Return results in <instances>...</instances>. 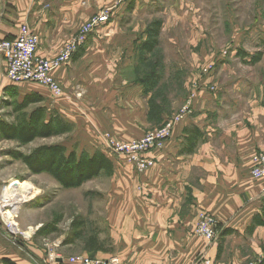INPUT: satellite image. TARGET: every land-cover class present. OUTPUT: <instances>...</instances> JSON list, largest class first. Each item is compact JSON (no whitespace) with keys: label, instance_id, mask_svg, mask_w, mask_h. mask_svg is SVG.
<instances>
[{"label":"crops","instance_id":"obj_1","mask_svg":"<svg viewBox=\"0 0 264 264\" xmlns=\"http://www.w3.org/2000/svg\"><path fill=\"white\" fill-rule=\"evenodd\" d=\"M105 6L106 0H0V42L14 39L22 26H28L39 39L36 56L53 59ZM116 8L118 11L122 5ZM112 22L98 26L71 61L53 71L63 91L60 98L51 97L40 85L8 83L0 55V100L20 102L28 94H38L44 99L40 106L46 103L51 113L73 125L71 133L60 137L73 139L80 151L103 152L104 131L121 140L141 137L148 97L141 95L140 83L127 60L122 63L124 53L132 54L126 49L134 39L116 34L121 30L119 22ZM201 57H194L195 68ZM210 60L204 58L205 63ZM195 68L188 80L200 86L193 114L175 126L161 149L147 153L149 168L137 173L122 164V159L108 157L113 162L117 190L107 198L105 226L115 252L110 256L98 252L94 258L112 256L120 264H203L201 257L212 264H259L263 259L264 226L252 227V221L256 215L263 217L264 180L253 179L250 171L253 155L264 152V91L255 96L257 101L247 103L250 114H235L240 105L234 93L240 91L241 84L225 80L228 83L220 85L223 69L202 77ZM223 75L232 77L236 72L231 69ZM211 83L217 87L215 93L208 91ZM91 85L102 91V101L89 92ZM77 86L83 89L81 97ZM48 99L53 100L47 105ZM0 121L10 123L2 115ZM193 136L197 145L187 153ZM4 162L0 158V196L10 179ZM24 209L32 214L29 219L23 218ZM42 210L22 206L18 225L24 230L52 222L54 217L47 218ZM200 212L220 225L219 239L212 243L195 233ZM7 217L11 219L12 214L8 212ZM16 239L0 220V264H77L70 259L86 252L75 250L72 243L58 247L45 238ZM50 253L57 257L55 262L48 260Z\"/></svg>","mask_w":264,"mask_h":264},{"label":"rangeland","instance_id":"obj_2","mask_svg":"<svg viewBox=\"0 0 264 264\" xmlns=\"http://www.w3.org/2000/svg\"><path fill=\"white\" fill-rule=\"evenodd\" d=\"M115 1L106 0V6L101 12L106 9H112V15L118 12V15L111 17L106 23L111 24L118 20V28L121 30L116 34L134 39L126 49L132 51L134 57L124 53L122 63L127 60L136 74V81L140 83L141 95L148 97L144 100L147 110L146 124L141 125L144 128L143 135L159 128L172 117L191 93H195L198 99L199 82L193 85L188 81L190 72L194 71V57L197 55L202 56L197 61L198 68H195L198 75L214 76L215 72L223 69L222 76H219L220 85L227 84L225 80L243 85L242 88L240 85V91L234 93L240 105L235 114H250L247 103L257 101L255 96L258 97L264 91V0H129L122 4L121 11H117L118 8L113 9L116 5L119 7ZM130 1L131 6L127 8ZM154 23H158V26H154L158 29L157 45L151 53L146 54L143 45L150 40L149 33ZM113 32L110 29L109 33L114 34ZM212 56L214 58L210 60ZM204 58L210 61L205 63ZM210 66H213V74L205 72ZM231 69L235 70L236 76L225 77L224 72L228 73ZM88 87L89 92L97 96L95 99L102 101V91H97L92 85ZM212 87L214 84L208 85V91L215 93L211 91ZM77 88V96L84 95L83 89L79 86ZM51 100L48 99L47 105L52 103ZM17 103L18 100L13 98L0 100V115L10 123L15 122L19 115L14 112ZM45 104L41 106L50 115L51 110ZM37 107L40 104L29 106L26 113ZM105 133L114 136L110 131H104L101 136ZM58 143H65L68 150L76 148L77 153L80 152L78 144L68 137L36 139L26 146H19L16 141H1L0 158L5 161V175L10 178L4 187L19 182L33 196L24 206L43 208L47 218L51 215L59 220L57 231L49 235H41V227H37V232L32 236L34 240L45 238L48 243L64 246L63 242L70 233L71 221L76 218L84 224L83 235L72 243L75 250L86 251L84 256L87 257L94 258L98 252L110 256L115 249L105 226V207L108 206V196L114 195L117 190L114 185L115 172L111 176L100 174L76 189H63L47 175L32 177L30 173L23 172L20 162H15L9 155L11 151L28 154L37 146ZM102 151L107 158L110 156L113 159H122V164L135 171L133 165L123 156L111 153L104 144ZM22 214L27 219L32 215L25 209ZM6 218L11 220L7 215ZM19 228L22 229L20 226ZM90 238L95 240L89 243ZM90 248L96 249L92 251Z\"/></svg>","mask_w":264,"mask_h":264},{"label":"built area","instance_id":"obj_3","mask_svg":"<svg viewBox=\"0 0 264 264\" xmlns=\"http://www.w3.org/2000/svg\"><path fill=\"white\" fill-rule=\"evenodd\" d=\"M128 1L129 0H116V4L122 5ZM111 12L112 9H106L99 15L90 19L82 26L80 31L63 46L60 53L50 60L36 56L35 53L39 45V39L28 26H22L14 39L0 42V55L6 65L5 78L8 83L14 86L21 83H36L46 88L53 98H60L63 96L61 86L52 76L53 71L71 61L74 55L86 43L92 32L98 26L109 21L112 17ZM205 72L213 74V66H210ZM214 87L211 88L212 92L216 91ZM196 98L195 93L188 95L182 102L179 110L172 115V117L164 121L159 128L148 131L137 139L125 141L108 133L103 134L102 139L105 148L115 155L123 156L133 165L137 173H143L151 165V162L147 158V153L153 149H161L164 142L170 139L175 126L193 114ZM250 174L253 179L264 180V152H257L253 155ZM7 188L4 187L0 196V220L11 238L14 240L17 238V241H27L35 235L38 228L29 226L24 230L20 229L18 222H16L19 210L16 214L12 215L11 220L5 218L8 212H15L11 199L6 197ZM16 196V198L20 200V205L18 204L20 208L29 202V200L22 199L18 193H16ZM14 221L16 225H14ZM220 232V225L212 216L204 212L198 214L195 226L196 235L212 243L219 238ZM48 260L50 262H55L57 257L54 253H50ZM70 261L77 264H119L118 260L115 258L102 260L87 256H77L71 258ZM199 262L203 264H212L211 260L205 257H201Z\"/></svg>","mask_w":264,"mask_h":264},{"label":"trees","instance_id":"obj_4","mask_svg":"<svg viewBox=\"0 0 264 264\" xmlns=\"http://www.w3.org/2000/svg\"><path fill=\"white\" fill-rule=\"evenodd\" d=\"M131 3L132 1L128 3L127 8L131 6ZM154 26H158V23L153 24L149 33L150 40L143 45L146 54L151 53L157 45L158 29ZM42 101V97L38 94H28L18 102L14 107L15 114H19L15 122L0 121V142L16 141L19 146H26L36 139L60 137L71 133L73 125L54 113L47 115L44 106L26 113L29 106L40 104ZM192 132L196 135L195 130ZM196 145L197 139L194 136L189 138L186 152L192 153ZM9 155L13 160L21 162L31 175L46 174L63 189H76L100 174L111 176L114 171L112 162L104 153L100 151L89 153L85 150L77 153L76 148L68 150L63 144L40 145L28 154L11 151ZM262 216L256 215L253 218L252 227L254 225L264 226V213ZM58 221V219H53L52 222L43 225L39 233L49 235L56 232ZM83 224L76 218L71 221L70 233L64 240V245L73 243L83 235ZM94 240L90 238L89 243ZM90 249L93 251L96 248ZM259 264H264V257Z\"/></svg>","mask_w":264,"mask_h":264},{"label":"bare ground","instance_id":"obj_5","mask_svg":"<svg viewBox=\"0 0 264 264\" xmlns=\"http://www.w3.org/2000/svg\"><path fill=\"white\" fill-rule=\"evenodd\" d=\"M26 189L27 188H25L24 186H22L19 182L13 183L9 187V189H7V192H6V195L7 196L6 197L8 199H11V203H12V205H14V208H15V212L14 213H11L10 212L12 215L13 214H16L17 211L20 209V206H19L20 205V200L18 198H16L17 197L16 196V193H18V195L21 196L22 199H26L27 201L30 200L33 197L28 192H26ZM14 194H15V198H14Z\"/></svg>","mask_w":264,"mask_h":264}]
</instances>
